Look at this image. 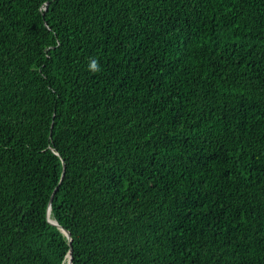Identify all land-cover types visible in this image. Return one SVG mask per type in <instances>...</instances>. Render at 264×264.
Segmentation results:
<instances>
[{
    "label": "trees",
    "instance_id": "trees-1",
    "mask_svg": "<svg viewBox=\"0 0 264 264\" xmlns=\"http://www.w3.org/2000/svg\"><path fill=\"white\" fill-rule=\"evenodd\" d=\"M70 249L264 264V0H0V264Z\"/></svg>",
    "mask_w": 264,
    "mask_h": 264
},
{
    "label": "water",
    "instance_id": "water-1",
    "mask_svg": "<svg viewBox=\"0 0 264 264\" xmlns=\"http://www.w3.org/2000/svg\"><path fill=\"white\" fill-rule=\"evenodd\" d=\"M63 174H64V163H62V173H61V177L63 176ZM56 188H57V186L54 188L52 194L50 195L49 203L52 200L53 193L55 192ZM49 210H50V206L48 207V210H47V216L49 215ZM48 221L51 222L52 224L58 226L64 232V234L67 236L68 241L69 242L71 241L70 232L68 230H66L62 226H60L55 220L54 221H50V218L49 217H48ZM71 252L72 251L70 249L69 252H68V259H67V263L66 264H72V255H71Z\"/></svg>",
    "mask_w": 264,
    "mask_h": 264
},
{
    "label": "clouds",
    "instance_id": "clouds-1",
    "mask_svg": "<svg viewBox=\"0 0 264 264\" xmlns=\"http://www.w3.org/2000/svg\"><path fill=\"white\" fill-rule=\"evenodd\" d=\"M92 66L95 67V62H93V65Z\"/></svg>",
    "mask_w": 264,
    "mask_h": 264
},
{
    "label": "bare ground",
    "instance_id": "bare-ground-1",
    "mask_svg": "<svg viewBox=\"0 0 264 264\" xmlns=\"http://www.w3.org/2000/svg\"><path fill=\"white\" fill-rule=\"evenodd\" d=\"M50 221H54V220L50 218Z\"/></svg>",
    "mask_w": 264,
    "mask_h": 264
},
{
    "label": "rangeland",
    "instance_id": "rangeland-1",
    "mask_svg": "<svg viewBox=\"0 0 264 264\" xmlns=\"http://www.w3.org/2000/svg\"><path fill=\"white\" fill-rule=\"evenodd\" d=\"M67 256H68V254H67Z\"/></svg>",
    "mask_w": 264,
    "mask_h": 264
}]
</instances>
